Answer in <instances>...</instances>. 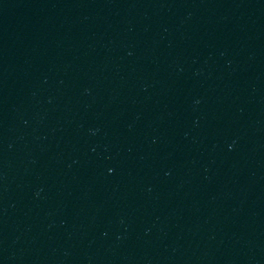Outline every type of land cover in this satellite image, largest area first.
Returning <instances> with one entry per match:
<instances>
[{
	"label": "water",
	"instance_id": "1",
	"mask_svg": "<svg viewBox=\"0 0 264 264\" xmlns=\"http://www.w3.org/2000/svg\"><path fill=\"white\" fill-rule=\"evenodd\" d=\"M0 264H264V0H0Z\"/></svg>",
	"mask_w": 264,
	"mask_h": 264
}]
</instances>
